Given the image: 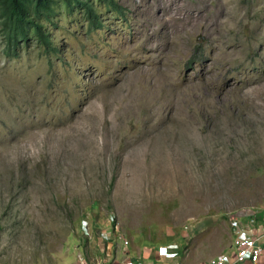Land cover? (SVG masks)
I'll return each mask as SVG.
<instances>
[{
	"label": "rangeland",
	"instance_id": "obj_1",
	"mask_svg": "<svg viewBox=\"0 0 264 264\" xmlns=\"http://www.w3.org/2000/svg\"><path fill=\"white\" fill-rule=\"evenodd\" d=\"M115 1L0 23L3 264H206L264 209V0Z\"/></svg>",
	"mask_w": 264,
	"mask_h": 264
},
{
	"label": "trees",
	"instance_id": "obj_2",
	"mask_svg": "<svg viewBox=\"0 0 264 264\" xmlns=\"http://www.w3.org/2000/svg\"><path fill=\"white\" fill-rule=\"evenodd\" d=\"M95 3L117 7L115 0H0V23L6 50L17 52L19 40L26 39L28 33L55 50L48 32L42 28L44 24L51 22L58 11L64 14L79 12L91 27L99 15Z\"/></svg>",
	"mask_w": 264,
	"mask_h": 264
},
{
	"label": "built area",
	"instance_id": "obj_3",
	"mask_svg": "<svg viewBox=\"0 0 264 264\" xmlns=\"http://www.w3.org/2000/svg\"><path fill=\"white\" fill-rule=\"evenodd\" d=\"M229 223L231 241L228 249L211 257L206 264H264V246L261 242V236L264 235V209L231 214ZM118 236L124 244L128 243L126 238ZM178 251L179 246H167L157 250L152 261L142 262L139 259L126 258L121 264H168L167 258L175 257ZM86 264L95 262L88 261Z\"/></svg>",
	"mask_w": 264,
	"mask_h": 264
},
{
	"label": "crops",
	"instance_id": "obj_4",
	"mask_svg": "<svg viewBox=\"0 0 264 264\" xmlns=\"http://www.w3.org/2000/svg\"><path fill=\"white\" fill-rule=\"evenodd\" d=\"M261 242H262V244H263V246H264V235L263 236H261ZM140 257V256H139ZM138 257V258H139ZM126 258H132V259H138L137 257H132V256H130V255H127L124 259H126ZM174 258L175 257H173V258H168V264H170V263H172V264H175L174 263ZM105 261H106V259L105 258H103ZM123 259V260H124ZM118 261H119V259H118ZM96 262H101L102 263V261L101 260H98V258H96ZM121 264V263H120Z\"/></svg>",
	"mask_w": 264,
	"mask_h": 264
}]
</instances>
